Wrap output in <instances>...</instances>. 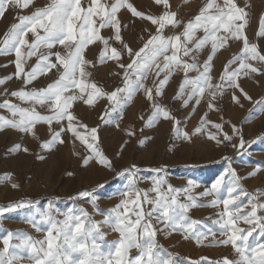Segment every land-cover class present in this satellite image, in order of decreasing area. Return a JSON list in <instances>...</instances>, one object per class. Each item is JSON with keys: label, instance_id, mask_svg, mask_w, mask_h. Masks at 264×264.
I'll return each mask as SVG.
<instances>
[{"label": "snow or ice", "instance_id": "snow-or-ice-1", "mask_svg": "<svg viewBox=\"0 0 264 264\" xmlns=\"http://www.w3.org/2000/svg\"><path fill=\"white\" fill-rule=\"evenodd\" d=\"M15 3L19 9H28L33 5V0H0V17H3L7 5ZM127 3V0H117V3L109 8L101 4V0H91L88 6H82L81 0H52V3L43 8H37L30 15H23L18 17L19 23L11 25V31L5 36L4 47L0 48V52H15L16 60L15 67L17 75L25 73L24 56H35L37 51L42 47H46L49 51L47 54H41L42 59L35 67L26 73L27 82L31 83L36 78L38 73H45L52 69H58V65L62 66L63 74L55 79L54 82L40 90L33 91H17L11 93L12 96L19 97L23 100L33 101L34 105L31 108H19L5 101L0 104V107L8 108L12 112V116L17 114L20 119H6L0 116V127L10 126L14 129H20L27 133L32 130L38 122L51 124L53 121L60 122L67 120V126L60 127L55 131L49 142H45L43 147L50 149L58 141L64 143L61 139L62 132H71L69 139H78L87 146L90 154L86 157H81L83 164L88 166L89 162H98L99 165L104 166L113 171L115 167V157L109 158L104 151L99 147L98 130L96 127L88 129V135L78 131L76 117L70 111L73 103L77 100H82L85 104L92 106L98 98L107 96L108 100L113 102L111 111L115 112L117 109H123L127 102L131 101L133 95L143 89L147 100L152 102L154 111L148 124L151 125L158 121L161 117L165 120H175L177 124L180 123L176 120L175 116L170 111L161 106L154 100V94L163 95V89L169 82V77L177 69L180 68L187 77L190 71H196L199 75L195 79L185 78L183 85L180 87V95L177 99L185 96V86L191 85V92L183 99L185 107L190 103L195 106L201 104L202 100L207 108L219 111L217 107L219 100H222L225 95V85L231 91L228 93L230 98L235 103H240L239 97L235 95L234 90L240 89L247 99L250 96L238 83V78L241 72L245 76L250 73H260L264 75V67H256L249 63V60L258 61L264 65V54L258 50L256 44H249L247 37L244 35L243 29L245 28L246 17L248 13L244 8L240 7L234 0H224V7L218 4L209 3L201 13L195 17V21L188 22L184 31L174 36L165 37L162 32L167 25L178 27L180 21L175 18V14L165 12L157 19L154 16H145L141 11H138L131 3H127V8L136 17L150 20L154 25H158L157 34L152 35L143 47L139 50H134L129 47L121 36V24L117 20V12ZM157 4H164L168 7V0H156ZM217 8L218 11L214 15H208V10ZM99 17V26L94 17ZM264 23V21H262ZM114 32L105 38L100 35V29H112ZM202 28L204 36L196 39L195 32L197 29ZM43 35H41V31ZM221 30L226 35H220ZM32 33L35 37L34 41L29 44L27 36ZM260 36L264 37V27L260 31ZM114 36L115 41L121 43L120 50L117 47L110 45V40ZM184 37L182 41L181 37ZM230 37L237 40H243L244 56L240 58L239 68L231 72L225 70L224 75L220 76V80L224 84L213 83L212 75L210 74L212 68V58L218 48L224 46ZM102 41L104 45L102 58H108L116 61L119 67L124 70L123 87H118L111 93H106L96 83H88L87 77L91 76V72L86 70V65L90 62L85 58V49L93 44L95 41ZM194 47H189L193 44ZM209 42H211L212 55H209L203 63V70H200V65L197 62V57L194 54L196 50L203 49ZM56 45L65 46L69 49L66 54H61L60 51H51ZM74 46V47H73ZM27 47V53H22V49ZM171 51V54L168 53ZM183 57H191L192 62L189 63ZM122 54L129 58L127 64L122 60ZM55 57V60L52 59ZM163 57V65L158 63V58ZM230 61L229 63H234ZM159 69L160 72H165V76L159 81L155 89L146 87L144 81L147 79L149 72L153 69ZM131 70L129 72L128 70ZM156 72V76L160 75ZM135 76V79L132 77ZM4 80L0 79V84ZM71 89H78V93H69ZM208 93L207 100H204L205 93ZM123 94V96L119 94ZM260 107L257 111L264 112V99L257 101ZM35 105L41 107L47 105L54 110L52 115H42L37 111ZM106 115H110L106 113ZM104 119V117H101ZM106 122H110L106 121ZM205 123H210L207 119L201 121V127L195 129L196 133H200ZM220 135L210 133V139L214 140L217 145L230 146L241 153L246 147L255 143L256 140L264 141V135H260L253 140H246L241 128L236 125L231 126L232 134L224 132V125L222 123H215L213 125ZM80 128H87V125L80 124ZM176 134L181 135L180 129H176ZM134 135V133H129ZM183 139L192 141V135L184 131L182 133ZM234 136L239 138L238 143H232ZM27 151V149H25ZM225 162L231 160L230 157L223 158ZM164 169L156 168L154 171L161 172ZM139 167L135 164L122 169L117 174L124 176L127 179L126 190H121L120 203L111 209L108 213L104 223L113 228L114 231L119 233V239L108 242L105 240V234L101 231L100 226L90 219L89 214L84 209H79L81 215L75 214V209L70 208L67 212L62 213L64 218L58 220L53 212H58L54 208V202L49 201L44 211H41L36 204L38 201L26 200L21 201L15 205L16 208L28 207L34 209L28 213V219L36 230L42 231V225L47 226L46 236L44 239L36 240L32 236L24 234L17 236L20 242L10 245V240L13 239V234L8 233L3 238L4 248L0 251V264H13V261L23 260L24 257L19 253L27 251L28 260L31 264H174V260L162 259L159 253L156 252L157 241L155 236L156 229L153 227L152 218L154 213H159L155 216L157 221H162L164 228H171L173 231H183L186 234H194L197 242H200L204 233L196 232L193 227L197 222L189 221L187 212L190 207L196 206L193 196L188 195L190 203H180L176 195L179 190L169 188L168 194H160V187L166 183L163 178L155 179L153 189L158 193V198L151 200L148 198L147 193H141L136 189L135 184ZM259 171V169H258ZM225 175H230L227 184V198L219 199L221 188L225 184ZM252 175H255L253 173ZM240 177L232 169L231 164L225 170V174L219 176L205 191L200 193V196L206 197L209 195H216V199L211 201L212 206L223 205V211L220 213V219L215 223L222 229L221 235L226 236V239L217 241L222 245H232L235 252L239 255V259L232 260L227 257L222 260H209L205 258L203 261H194L193 264H264V244L257 243L255 247L249 244V237L259 229V235L264 237V216H258L259 210H264V204L256 202L253 197L247 204L238 203L241 195H234L240 187ZM189 188L185 189L188 192L191 188L197 187L193 181H189ZM18 187V185H13ZM102 187V185H98ZM95 189L89 191L84 190L79 192L78 197H92ZM241 194L247 195L241 189ZM143 201L148 204H154L151 211H145L142 205ZM169 195L171 198L169 199ZM73 200L77 197H73ZM95 198L92 203L95 204ZM134 205L135 207H130ZM250 210L244 211L249 208ZM13 205L7 208H0V214L5 211L12 210ZM123 209V211H121ZM130 213L132 214L130 216ZM132 216L135 218L133 219ZM39 217V220H37ZM243 221L244 224L250 227L245 230L238 226V222ZM86 222L91 226L86 227ZM246 231V234H244ZM215 237V233H213ZM188 238V235L185 236ZM99 241V242H98ZM237 241H242L241 245H237ZM19 250L9 252V248ZM135 249L138 255L132 257L131 251ZM251 251V256L247 253Z\"/></svg>", "mask_w": 264, "mask_h": 264}, {"label": "rangeland", "instance_id": "rangeland-1", "mask_svg": "<svg viewBox=\"0 0 264 264\" xmlns=\"http://www.w3.org/2000/svg\"><path fill=\"white\" fill-rule=\"evenodd\" d=\"M43 1L49 2V4L52 3V0ZM258 1L262 8L258 10V23L256 29L254 30V38H251V44H256L261 54H264L262 48H260V43H258L260 42L259 33L262 27H264V23H262V21H264V0ZM81 2L82 6H88L91 4L90 0H81ZM213 2L220 5L221 7H224V0H168L167 8L164 4H157L156 0H127V3H131L138 11L143 12L145 16L151 15L159 19V17L165 12L170 11L171 13H174L175 18L182 24L178 29L179 32L177 34L182 33L186 28L187 23L190 21L194 22L195 17L204 10L207 4ZM234 2L240 7L244 8L248 13L250 7V3L248 1L234 0ZM115 3H117V0H101V4L107 6L109 11L111 6ZM127 3L118 10L117 20L119 21L122 18L121 14L126 12L134 19L141 21V23H148V27H151V31L144 40V43H146L152 35L157 34L158 25H154L150 20L134 16L127 8ZM37 8L39 7L32 5L30 10L25 12L24 9H19L16 7L13 17L9 13L10 21L5 26L1 34L0 48L4 47L3 42L5 36L11 31V25L14 23H19L18 17L30 15ZM215 11L216 9L214 8L209 9L207 14L213 15ZM182 17H185V19L182 20ZM94 19L97 21L98 27L99 17L96 16ZM247 19L248 15L246 17V22ZM246 22L244 23L246 24ZM172 29L173 25L166 24L162 34L164 36L169 35V32H171ZM103 34L104 29H100V35L103 36ZM220 35L223 36L225 34L220 33ZM203 36V29H197L195 32L196 39H200ZM181 39L184 41L183 36ZM229 39L231 40V37ZM229 39L226 44L221 47L222 50L227 49L226 52L231 48V42ZM97 41L99 42V40ZM99 43V47L104 49L102 41ZM144 43L141 44L136 50H139V48L143 47ZM227 45L229 47H227ZM188 46L194 47V42ZM119 47L121 48V43L119 44ZM241 47L243 50V44ZM14 54V51L0 52V79L4 80V83L0 84V104H4L5 101H7L8 103L19 108H31L34 105L33 101L23 100L19 97L12 96L11 93L17 91L40 90L41 88H44L35 86V83L38 78L44 76L50 71H47L43 74L38 73L36 78L33 79L31 83H28L26 81V73L30 71L32 67H35V56L30 58L29 63L25 67V73L17 75V71H13L11 69V56ZM194 54L197 57V62L199 63L200 70L202 71L204 61L209 55H212L211 42H209L203 49L196 50ZM180 55L189 63L192 62L191 57H183L182 53H180ZM122 57V60H125V57L127 56L122 54ZM216 60L217 56L215 54V56L213 55L212 58V68L210 72L212 78H214L213 76H216V74H214L215 64H217ZM230 61L235 62L229 63ZM223 64L224 66L222 67V72L219 74L217 79H213V83L224 84L225 82L219 79L220 76L224 75L226 69L229 72L238 69L240 58L235 52L230 55L227 61ZM259 65L260 67H264L260 62ZM253 66H256V64ZM96 67H99V63H97ZM88 71L91 72V76L87 77L86 82L96 83L97 86L101 87L106 93H111L116 88L123 87L124 70L117 80H115L112 84H110L107 76H103L94 70ZM128 71L130 72V69ZM163 73L164 72H160L161 75ZM62 74L63 68H61L57 73L53 74L51 83L54 82L55 79H58ZM173 74L174 72L171 74L172 77ZM191 74V71L188 72L186 77L185 73L183 72L180 81L173 82L171 85H166L162 90L163 95H160L159 98V104L167 108L170 113L175 116L176 120L180 121V123L177 124L175 120L169 121L161 117L155 123L151 125L148 124L144 131L139 130L134 150H126L125 144L113 155V157H115V164H121L126 161L128 162L123 166L116 168L115 171L99 165L98 162L90 161L88 166L84 165L81 157L77 155L79 153L78 148H76V142L78 139H69V137L72 135L71 132H62L61 139L64 141V143H60L58 141L52 146L53 148L58 147L61 151L58 155V159L60 158L59 160L61 163V168L55 172L54 175L49 174V171H52L55 167L53 158H55L57 155L55 153H48L45 156V164L42 170L35 173L29 169L25 173L27 168L26 165H20L18 163L15 164L12 161L11 156L13 154H19V151H22L26 156L28 152V158L32 157L30 156L32 153H36L35 155H42L43 153H41L39 150L37 151V149H34L37 143H33L29 148L23 144L19 145L20 129H14L10 126L0 127V208H7L9 205H13L12 210H8L0 214V251H2L4 248L3 238L7 236L9 232L13 234V239L10 240V245L19 243L20 241L16 239V237L22 236L24 234L30 235L36 240L45 238L47 226L42 225L43 230L38 232L33 226V223L29 222L28 213L34 211V209L28 207H15L17 203L26 200H32L34 202L38 201L36 207H38L41 211H44L49 201L52 200L54 202V208L59 210L58 212H53V215H55L58 220H62L64 218L62 213L67 212V210L70 208H74L76 210L75 214L81 215L83 218L82 214L79 212V209L82 208L89 214L90 219L100 226L101 231L105 234L106 241L111 242L119 239V233L114 231L111 226L106 225L104 221L111 209L120 203L122 199L119 195L120 191L126 190L125 186L128 182L127 179L124 176L118 175L117 173L122 169L135 164L140 169L137 177L135 178V187L136 189L140 190L142 194L147 193L149 199L155 200L158 198V193L153 190L155 187H151L155 186L153 182L154 178H163L166 181V183L162 184L160 187V194H163L164 189H168L169 186H171L172 189H176L177 186H181L182 191L180 193L181 195L179 194L180 198L179 195L174 192L175 195H178V202L182 203L183 201V203H185L187 200L186 203H190L187 195L193 196L196 206L189 208L187 212V216L189 217L188 222L196 221L197 223L193 226L196 232L205 234V237H202L200 242H197L194 234H186L183 231H173L171 228L165 229L163 222L157 221L155 219V216L159 215V213H154L152 224L157 232L155 236V240L157 241L158 245L156 252L159 253L162 259L171 258L174 260V264H193L194 261H203L205 258L209 260H222L225 257L232 260L239 259V255L235 252V248L232 245H222L217 243V241L227 238L226 236L221 235L222 229L218 224L215 223L216 220L220 219V213L223 211V205L220 204L215 207L211 205V201L217 198L215 194L202 197L200 196V193L204 192L205 188L209 187L211 183H213L219 176L224 175L225 170L228 168V164L230 163L232 169H234L236 174L240 177V187L237 189V192L234 193V195H241V199L238 201V203H241L242 205L247 204L250 199L255 197L257 203L264 204V141L256 140L255 143H252L250 146L246 147L245 150H241V153L238 154L237 151L232 147L217 145L214 140L210 139V133H215L217 135H220V133L213 126L215 123H217L215 117L212 116L209 119L205 117L206 114L204 115V113L207 112L208 108L204 104L203 100L200 105L195 106V110H193L192 103H190L188 107H185L184 103L182 102L183 99L186 98L190 93L191 85L185 86V96L178 99L179 101H177V97L180 95V87L183 85L182 81H184L185 78H189ZM193 74H195V78L199 75V73L196 71H194ZM249 75L245 76L243 72H241L238 81L249 80ZM194 77L193 79H195ZM144 83L146 87L155 89L154 87H156L159 82L154 81V84H148L144 81ZM241 87L244 89V92L248 94V91L245 87H243L242 84ZM262 87L263 92L249 105V108L244 112L237 124V127L242 129L244 138L246 140H253L260 135H264V112L257 111L260 105L256 103L257 101L264 99V82ZM224 91L225 95L222 100H219L217 105L219 108V111L216 110L215 112L217 115H224L228 110V106H233V104H236L231 100L230 95L228 94L231 90L227 88V85H225ZM78 92V89H71L70 92L65 93V95ZM140 92H136L133 95L132 100L127 102L125 105L127 106L126 109L124 106L123 109L118 108L115 112L111 111L113 102L108 100L107 96L98 98L96 102L101 104V106L103 104V107L101 114L97 118V122L95 124H88L86 122L81 123L85 125L88 124L87 128L81 129V132L85 135H88V129L92 127L97 128L99 147L105 152L107 156L109 154L107 151H105L103 146L104 133H102V131L116 126L119 119L122 118L120 114L127 113L128 109L135 105V101H143L145 103V109H142L141 111L137 109L135 110L136 114L134 121L136 120L135 122L137 123L139 120H142L144 121L143 124H145L150 120L154 109H152V104L147 100L144 91L141 93ZM234 92L235 95L239 97L240 103L244 100L248 101L240 89H235ZM119 95L123 96L122 93ZM203 99L207 100V97ZM80 101L81 100H77L73 103L72 107L70 108V111H73L72 113L77 112V105L80 103ZM176 102L180 103L177 105L175 104ZM45 106L47 107L48 114L52 115L54 110L49 108L47 105ZM35 107L37 109V105H35ZM106 113L110 115H106ZM0 116H4L9 120L20 119L18 114L17 116L13 117L12 112L8 108L3 107H0ZM101 117H104V119H101ZM205 118L207 121H210V123H205L203 125L205 126L203 128L205 130L202 129L204 134L201 132L196 133L195 129L201 127V121ZM109 120L110 122H106ZM118 123L120 124V122ZM76 124L78 128L80 124L77 122ZM222 124L224 125L223 131L226 132L225 122ZM42 125L43 127L38 129L41 131V136L38 139L39 144L50 141L54 132L60 129L59 127L66 128L67 120L65 119L59 123L53 121L50 126L47 123L38 122L35 127ZM177 128L180 129L181 135L179 136L176 134ZM247 130L252 131L247 133ZM184 131H187L192 135L191 142L183 139L182 133ZM143 133L146 134L145 137ZM205 139L211 140V144H204L203 140ZM238 140L239 138L235 136V143H238ZM232 143H234V141H232ZM83 148L85 150H83L85 154H82V156H88L90 154V150L87 149L85 144H83ZM25 149H27V151H25ZM212 154H214V156L210 157ZM108 157L111 158L110 156ZM225 157H230L231 160L225 162L223 159ZM80 162L82 163L79 166ZM93 163L97 164L101 171H108L110 175L99 181H90L94 173L92 169L94 168ZM156 168H162L164 170L158 173L154 171ZM238 170H241L242 172L239 173ZM253 173H255V175H252ZM229 179L230 175H225V184L221 188V192L219 194V199L221 200L227 198V182ZM190 180L195 182V184L198 186L191 188L187 193L184 190L189 188L188 182ZM13 185H18V187H13ZM98 185H102V187H98ZM93 189H95V192L93 193L92 197H78L79 192L84 190L91 191ZM241 189H243L247 195L241 194ZM73 197H77V199L73 200ZM94 198L96 200L95 204L92 203ZM130 207L134 208L135 206L130 205ZM141 207L147 212L151 211V209L154 207V204H148L144 202L142 195ZM248 210H250V206L249 208L244 209V211ZM121 211H123V209H121ZM257 214L258 216H264V210L258 209ZM131 215L132 214L130 213V216ZM132 218L134 219L135 217L132 216ZM37 220H39V217H37ZM85 226L90 227L91 225L86 222ZM238 226L244 228L245 230L250 227L249 225L244 224L243 221L238 222ZM213 233H215V237H213ZM244 234H246V231ZM186 235H188L187 239L185 238ZM248 242L252 247H255L257 243L264 244V237L259 235V229H257V231L249 237ZM242 243V241H237V245H241ZM14 251L18 252L19 250L12 247L9 248V252ZM19 254L23 256L24 259L20 261H13V264H31L27 258L29 255L27 251L21 252ZM138 254V251L135 249H133L130 253L132 257H135ZM247 254L251 256V251L249 250Z\"/></svg>", "mask_w": 264, "mask_h": 264}, {"label": "bare ground", "instance_id": "bare-ground-1", "mask_svg": "<svg viewBox=\"0 0 264 264\" xmlns=\"http://www.w3.org/2000/svg\"><path fill=\"white\" fill-rule=\"evenodd\" d=\"M244 1H248L250 3V7H249V10H248V19H247V22L245 24V28L243 29V32H244V35L247 37V39L250 41L249 44L251 45V38H254L253 37V34H255L254 30L256 29V26H257V23H258V19H257L258 10L260 8H262V7L260 6L258 0H244ZM33 5H36L39 8H43V7L48 6L49 2H45L43 0H34L33 1ZM16 7L17 6L15 5L14 2L12 4H9L7 6V10H6L4 16L0 17V37H1V34H2L5 26L10 21L9 13L13 17V13H14V10H15ZM30 8H31V6L28 9H24V11L27 12L28 10H30ZM214 9H216V11H215V13H213V15L216 14L217 11H218L217 8L214 7ZM121 15H122V18L119 20V22L121 24V36H122V39L124 40V42H126L128 44L129 47H131L134 50H136L141 44H143L145 42L144 40L147 37V35L150 33V31H151L150 28L151 27H148L149 26L148 23H146V22H144L145 24L141 23V21H138V20L134 19L132 16H130L126 12L122 13ZM184 19H185V17H182V20H184ZM182 23H183V21H182ZM181 25L182 24L180 23V25L178 27H174L173 26L172 31L169 32V35H165V37L176 35L179 32L178 29L180 28ZM40 31H41V35H43L42 30H40ZM113 32H114V28H112V29H104L103 36L105 38H107ZM222 33H223V31L221 30V34ZM27 39L29 40V44H31L34 41L35 37H34V35L32 33H29L28 36H27ZM258 39H257V41H258ZM229 41L231 42L230 43V47L231 48L228 49L227 52H226L227 49L226 50H224V49L222 50L221 48H218L216 50V52H215V54L217 56V60H216L217 64H215V68H214V74H216V76H213V77L216 78V79L218 78L219 74L222 72V67L224 66L223 63L227 61V59L229 58L230 55H232L235 52H236V54H237V56L239 58H241V57H243L245 55L244 51L242 50V47H241L242 44H243V40H237L236 38L231 37V40L229 39ZM99 42L95 41L93 44H90L85 49V53H84L85 58H86V60H88L90 62L89 63L90 65L89 64L86 65V70H92V71L94 70V71H97L99 74H101L103 76H107V78L109 79L110 84H112L122 74L123 69H121L119 67V64L116 61H112L111 59H108V58H102L103 49H101L99 47L100 46ZM258 43H260V46H261L260 48H262V50L264 52V37L260 36V42H258ZM119 44H120V42L119 41H115L114 36H113V39L110 40V45L112 47H117V49L119 50V48H120ZM227 47H229V46L227 45ZM28 50L29 49L27 47H25V48L22 49V53L26 54ZM68 50L69 49H67L65 46L56 45L55 48H53L51 51H53V52L60 51L61 54L63 55V54H66V52ZM48 51L49 50L46 47H44V46H42L37 51V53H36V55L34 57V59H36V63H35L34 66H36L37 63H40V61L42 59V55L41 54L42 53L43 54H47ZM168 54L170 55L171 51ZM30 58L31 57H27L26 55L24 56V60L26 61L25 65H24L25 67L29 63ZM52 59L55 60V57H52ZM15 60H16V56L14 54V55L11 56V61H12L11 62V69L13 71L14 70L17 71L16 67H15ZM123 62L125 64H127L128 62H130L129 58L125 57V60H123ZM157 62L160 63L161 66H162L163 62H164L163 61V57H159ZM97 63H99V67L98 68L96 67ZM249 63H251L253 65L256 64V66L260 67L258 61L249 60ZM61 68H62V66L58 65V69L60 70ZM59 70L52 69V70H50L49 73H47L44 76L38 78V80L35 83V86H37V87H46V86H48L51 83V79L53 77V74L57 73ZM158 70L159 69H155V67H154L153 71L148 73L147 79L145 80V82L148 83V84H154V81L155 82H159L160 80H162L164 78V76H165V72L162 75L160 74L157 77L156 76V72H160V70L159 71ZM130 72H131V70H130ZM193 72L191 71L192 74H193ZM192 74L190 75V77L188 79H190V78L193 79L195 74H193V75ZM182 75H183V71L180 68H177L174 71L173 77L172 76L169 77V82H168L167 85H171V84H173V82L180 81ZM132 79H135V76H133ZM182 82H184V81H182ZM263 82H264L263 75L262 74H257V73L256 74H252L251 73L249 75V80H245V81H242V80L240 81L239 80L238 83H240V85L242 84L243 87L246 88V90L248 91V96H250L251 99H248V101L244 100L241 103H236L235 105L233 104V106L230 105L231 107L228 106V110H227V112L224 115H222V114L217 115L215 113L216 112L215 109H209L208 108L207 112L204 113V115L206 114L205 117L207 119H209V118H211L213 116V117H215V120L217 121V123L225 122V124H226V132H228L229 134H232L231 126L232 125H236L237 126L239 119L243 116L244 112L249 108V105L263 92V87H262ZM140 91L142 92L143 90H140ZM137 94H136V96H137ZM205 97L208 98V93L207 92H206ZM134 98H135V96H134ZM159 98H160V95L154 94V100L157 103H159V100H160ZM177 101H179V100L177 99ZM135 102H136V103H134L135 105H133L132 108L128 109L127 113H123V114L121 113L122 115L120 114V116L122 117L118 121V122H120V124L117 121H115V122H117L116 126L111 127L109 129H105L104 131H102V133H104L103 134V146L105 148V151H107V153L109 154L108 156H110L111 158H113V155L119 149H121V147L123 145H125V144H126V148H125L126 150H134L136 142H137L138 131L139 130L144 131L147 128L146 126L148 125V122L143 124L144 121H142V120H139L137 123L135 122L136 120L134 121V117H135V114H136L135 110L137 109V110L141 111L142 109L143 110L145 109L144 108L145 107V103L143 101L142 102L135 101ZM179 103L176 102L175 104L178 105ZM151 104H152V102H151ZM74 106H75V104H74ZM77 106H78L77 107L78 108L77 112L72 113L76 117L75 121L77 123H79V124H81L83 122H86L88 124L89 123L95 124L97 122L98 116L101 114L103 104L101 106V104L95 102L94 105L89 106V105L85 104L81 100L80 103H78ZM126 108H127V106H125V109ZM152 109H153V107H152ZM190 110H191V108H190ZM37 111H39L42 115H49L46 106L41 107L40 105H37ZM203 118H204V116H203ZM88 124H86V125H88ZM107 126H109V125H107ZM40 127H43V125L42 126H37V127H35V129L33 128L32 130H30L27 133L19 130V145L23 144V145H25L26 147L29 148L33 143H37L36 147L34 149H37V151L38 150L41 151V153H43V154L42 155H35L36 153H32L30 155L32 157L28 158L27 157V156H29L28 152H27V156H26L22 151H19V154H13L11 156L12 157V161L15 164L18 163L20 165L21 164L26 165L27 168H26L25 173L29 169H31L33 172L37 173L38 171L42 170L43 167H44L45 156L48 153H55L57 155L55 158H53V163H54L55 167H54V169L52 171H49V174L54 175V173L57 172L61 168V163H60V160H59L60 158L58 159V155L60 154L61 151H60V149L58 147H54V148L51 147L50 149H45L43 147V144L45 142H43L41 144L38 143V139L41 136L40 135L41 131L38 130ZM204 127L205 126H203V128ZM78 129H79V131H81V129H84V128L78 127ZM203 130H205V129H203ZM202 131H201V133H203ZM251 131L252 130H247V133H250ZM130 132L134 133V135L130 136L129 135ZM205 133H206V131H205ZM143 135H144V137L146 136L145 133H143ZM203 141H204L203 143L206 144V145H210L211 144V140H209V139H205ZM232 141H234V143H235V136H234ZM47 142H49V141H47ZM76 146H77L76 148H78V152H79L77 155H79V157H86L87 155L82 156V154H85V152H84L85 150L83 148L82 142L77 140ZM86 151H87V149H86ZM213 156H214V154H212L210 157H213ZM81 163L82 162L79 163V166H80ZM126 163H128V162L126 161V162L121 163V164H115V167L119 168V167L123 166ZM93 166H94V168H92V169H93L94 173L92 172L93 175H92V178L90 179V181H99V180H102V179H104V178H106L107 176L110 175V173L108 171H105V170L101 171L99 169V166H97V164L93 163ZM238 172L241 173L242 171L238 170ZM151 187L154 188L155 186H151ZM170 187L171 186H169V188ZM169 188L168 189H164L163 194H168ZM176 189L179 190V192L177 193L179 195L181 193V191H182L181 186H177ZM173 194L174 193H172V195ZM177 194H176V196L178 197ZM180 195H179V198H180ZM170 198H171V195H169V199ZM179 198H177V199H179ZM186 202H187V200H186ZM182 203H183V201H182Z\"/></svg>", "mask_w": 264, "mask_h": 264}]
</instances>
